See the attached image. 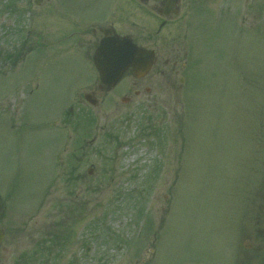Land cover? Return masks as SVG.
Instances as JSON below:
<instances>
[{
    "label": "rangeland",
    "instance_id": "374dc122",
    "mask_svg": "<svg viewBox=\"0 0 264 264\" xmlns=\"http://www.w3.org/2000/svg\"><path fill=\"white\" fill-rule=\"evenodd\" d=\"M139 1L28 3L46 40L0 76L19 103L0 114L2 264H242L263 237L264 0H181L161 31ZM110 24L159 62L105 91L89 58Z\"/></svg>",
    "mask_w": 264,
    "mask_h": 264
},
{
    "label": "flooded vegetation",
    "instance_id": "af4514ba",
    "mask_svg": "<svg viewBox=\"0 0 264 264\" xmlns=\"http://www.w3.org/2000/svg\"><path fill=\"white\" fill-rule=\"evenodd\" d=\"M30 1L31 0H27V2H25V7H24L21 5V3H23V2H20V1L14 0L12 2V0H0V8L4 7L3 9L6 12L5 15L3 16V18H1V20H0V31H1V35H2V36H0V76H3L2 75L3 72H9L10 74H13L15 69H18V67H22L23 65L28 64L32 53L35 52L34 51V44L36 45V49H37L38 47L43 45L45 42L44 40H46V38L44 36L39 35L38 37H36L37 39L34 43L33 38H31L32 33H33L32 30H25L26 24H25V20L23 17H25L28 12H31L30 11L31 9L28 7L29 6L28 3H30ZM151 1L154 2L153 3L154 5L152 6L153 11L157 12V14H159L161 17H163V21L162 20L160 21L159 29H158V31H161V29L165 25H167V23H168L167 18L174 15L172 12L174 11L176 13L175 15H178V13L180 12L179 7H180V1L181 0H151ZM41 2H43V0H35V3H41ZM139 2H141L142 5H146V4H149L150 0H140ZM11 8H13L17 14L18 13L20 14V17H19L20 21L18 20L17 17L14 18L13 27H10L9 22H7V21H9V18H8L9 12H7V11H8V9H11ZM25 8H27V10ZM45 14L47 15V13H44V15ZM41 26H42V24H41ZM42 30H43V27H41V31ZM92 30H93V33L95 35L94 38H95V40L98 41V43L100 42V40L102 38L110 37L109 35L114 34V33H117L119 35L129 36L140 47H143V49L145 48L146 50H154L155 58H154V63H153L154 65L152 67V71L158 65L159 55L157 53V49L151 47L150 45L145 46V45L140 44L137 41V39L134 38V36L132 34H122L112 24L106 25V26L105 25H97ZM96 30L100 32L99 35H96L97 34ZM43 33L44 32L42 31L41 34H43ZM11 35H12V38H10ZM10 40H12V41H10ZM98 43L95 45V47H97ZM57 50H59V49H57ZM182 66L185 69L186 62H184L182 64ZM176 67H177V62H174L172 71L176 72ZM128 74H133V72L129 71ZM144 78H141L138 80H142ZM183 81H184V79L181 78L180 82H183ZM98 87H100L101 89H105L104 86L101 84ZM138 93H139V91H136V94H138ZM1 101L2 100H0V114L2 113L5 115H8L10 117V121H11V118H13L12 119L13 124L12 123H10V124L14 126V124H16V123L14 122L15 120H14V117H12V116H14L16 114L15 110H16V108H18L17 107L19 104L18 101L16 103H14L12 100H9L8 101L9 106L7 107L8 109H5V107L2 106ZM260 190L254 192L255 198L253 201V203L254 202L256 203V207L258 209L257 224H259V225L262 222H264V186H262L260 188ZM259 199L261 200V202L258 201ZM254 223H256V220L254 221ZM0 226L2 227V230L5 234L3 242L0 246V248H2V246L5 242V238H6V230H5V227L2 226L1 216H0ZM242 234H245V236H252L253 233L250 232L249 229H245L242 232ZM259 234H261L263 237H260V238L258 237L257 241L255 240L257 245L252 248V250H251V252H249V254H247V256L244 258L245 261L243 260L242 264H252V262L254 260L258 261V259L260 257V256H258V254H260L261 250H263V248H264V230L263 231L259 230ZM0 264H2L1 259H0ZM261 264H264V258L261 259Z\"/></svg>",
    "mask_w": 264,
    "mask_h": 264
},
{
    "label": "water",
    "instance_id": "95a60500",
    "mask_svg": "<svg viewBox=\"0 0 264 264\" xmlns=\"http://www.w3.org/2000/svg\"><path fill=\"white\" fill-rule=\"evenodd\" d=\"M93 56L101 80L109 88L114 87L130 67L137 76L147 73L153 59L151 51H143L131 39L117 35L102 39ZM86 99L95 105L90 95H86ZM2 237L0 229V242Z\"/></svg>",
    "mask_w": 264,
    "mask_h": 264
}]
</instances>
